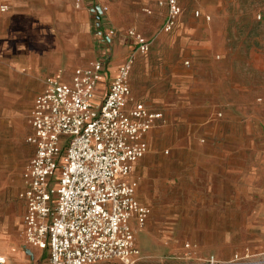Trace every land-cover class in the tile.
Here are the masks:
<instances>
[{
    "label": "rangeland",
    "instance_id": "rangeland-1",
    "mask_svg": "<svg viewBox=\"0 0 264 264\" xmlns=\"http://www.w3.org/2000/svg\"><path fill=\"white\" fill-rule=\"evenodd\" d=\"M91 1L108 26L100 34L86 5L43 0L42 32L21 35L19 43L26 46L28 74L43 79H66L79 64L101 59L109 70L98 101L111 68L134 54L132 95L165 118L135 167L137 196L151 208L135 234L137 247L175 256L190 242L205 257L264 244V0H177L181 14L168 32L162 31L165 15L147 14L149 6L137 0ZM129 31L148 41L146 53L117 41L116 34ZM31 99L13 97L4 108L0 98V239L6 247L22 241L16 192L32 154L25 140Z\"/></svg>",
    "mask_w": 264,
    "mask_h": 264
},
{
    "label": "built area",
    "instance_id": "built-area-1",
    "mask_svg": "<svg viewBox=\"0 0 264 264\" xmlns=\"http://www.w3.org/2000/svg\"><path fill=\"white\" fill-rule=\"evenodd\" d=\"M82 1L73 3L80 8ZM145 1L166 8L162 31L176 25L177 0ZM128 36L137 52L148 51L144 37L133 31ZM134 58L130 53L118 65L99 101L106 68L101 60L76 68L68 82L47 78L34 98L26 138L34 152L18 192L24 242L47 249L45 264H264V252L201 257L190 242L175 256L141 255L135 234L151 209L137 199L138 183L130 176L147 153L145 135L162 114L132 98L128 80Z\"/></svg>",
    "mask_w": 264,
    "mask_h": 264
},
{
    "label": "crops",
    "instance_id": "crops-1",
    "mask_svg": "<svg viewBox=\"0 0 264 264\" xmlns=\"http://www.w3.org/2000/svg\"><path fill=\"white\" fill-rule=\"evenodd\" d=\"M86 1H87V3H86ZM86 1L85 2H84V0L82 1V6L86 5V7L88 8V10L90 12L89 13L90 18L93 19L94 25L96 26V29H97V33L100 34V32H102L108 26L105 27L100 22V16L99 15L101 12H100L99 6L95 5L92 1L90 2V0H86ZM137 1H139L140 3H142L144 5L149 6V7H145L143 9V11L146 12L147 14H152V12L156 9V13L166 15V8L165 7H159L153 2H148L145 0H137ZM217 1L222 2L223 0H217ZM42 4H43V0H39V5H38V0H35V7H33L31 5V3H29L28 0H0V7L2 5H5L7 7L6 13H3V14L0 13V98L3 99L4 108L6 106L10 107L8 104L9 101H7L10 98L17 97V96L22 95V94L26 97L32 98L30 101V106L27 110L26 125L28 128V133L25 137V140L31 134V128H30V125L28 122L29 113L32 109L34 98L37 95H39L44 89L45 80L47 78H53L59 82H68V81H70L71 75L76 68L84 66L93 60H99L97 58H94V59H89V60L79 64L78 66H76L72 70V72L70 73V75L66 79H62L57 75H51V76L46 77L45 79H43L42 75H40V76H38L37 74H35V75L30 74L29 75L28 70H27L28 60H27V54H26V52H27L26 46H22L19 42L22 39L21 35L26 37L28 35V33L37 34L38 31L42 32V30H43V12H42L43 8H42ZM97 7L99 8V11H98ZM6 10H4V11H6ZM222 12L224 13V10H222V9L216 10V13H218L219 15H222ZM176 24H177V22H176ZM11 34H12V37H11ZM12 38H15V40H16L15 41L16 46H14L16 53H15L14 58H12L13 47H12V45L10 46V41ZM116 39H117V41H119V43L122 46H124L126 48H133V47H131V45L135 44L133 39H129L128 36L123 37L122 35L116 34ZM21 52H23V53H21ZM127 56H128V54H127ZM127 56H125V59ZM125 59H123L118 65H120ZM134 62H135V58H134ZM134 62H133L131 71L133 69ZM118 65L116 67L111 68L112 77L115 75ZM107 70H109V67L105 68L104 75L106 74ZM131 71H130V74H131ZM130 74H129V80H128L129 87H130ZM103 78H104V76L102 77L101 82L103 81ZM229 78H230V76H229ZM229 83L232 85L231 86L232 89H234L237 85L233 80H230ZM99 89H100V84L98 86V90ZM130 91H131V88H130ZM131 96L135 101L142 102L148 109L151 108L145 102L138 100V99H135L134 96L132 95V92H131ZM5 100L7 101V103L5 102ZM152 111H154V110H152ZM9 112L10 111H8V112L6 111V113L8 115H9ZM157 112L161 113V111H158V110H157ZM164 123H165V118L162 114V119L159 120L157 122V124L152 129H150L148 131V133L145 135L144 139H145V141L147 143V147H148L147 153L149 151V136H150L151 131L156 127L162 126ZM30 146L32 147V154L30 156V158H31L33 155V152H34V148L32 145H30ZM163 153L165 155H168L169 154L168 149L164 150ZM29 159L26 161V163L22 167L21 180H22L23 169H24L25 165L27 164V162L29 161ZM139 161H137L134 164V167H133V170H132L131 176H130V178L137 180V183L139 182V178L135 174V167ZM22 185H23V180L21 181V185L16 192V199L20 203V207H21V215H20L21 228H22V215L24 212V206H23L22 201L18 198V192L21 190ZM137 188H138V186H137ZM137 188H136L135 194H136L137 199L139 200V198L137 196ZM1 190L2 189L0 188V195L2 193ZM11 195H12L11 198L14 197V192H12ZM139 202H141L142 204H145L140 200H139ZM5 242H7V241L0 239V257H3V263L2 264H45L47 259H48L47 249L46 248L40 249V248H35V247H31V246L27 245L24 242L23 233H22V241L20 243L13 244L11 247L10 246L6 247ZM136 247H137V245H136ZM245 250L249 251L250 253L264 252V244H261L260 246H256V245L253 246V245L245 244V245H242V246L236 248L229 255H222V256L215 255V256L218 258H228L234 252H243ZM139 251H140L142 256H160V255H154V254H150L147 252H143L140 249H139ZM209 255H211V254H209ZM212 255H214V254H212Z\"/></svg>",
    "mask_w": 264,
    "mask_h": 264
},
{
    "label": "water",
    "instance_id": "water-1",
    "mask_svg": "<svg viewBox=\"0 0 264 264\" xmlns=\"http://www.w3.org/2000/svg\"><path fill=\"white\" fill-rule=\"evenodd\" d=\"M98 11H99V8L97 7Z\"/></svg>",
    "mask_w": 264,
    "mask_h": 264
}]
</instances>
